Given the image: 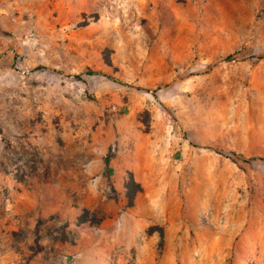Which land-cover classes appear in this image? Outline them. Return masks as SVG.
<instances>
[{"label":"rangeland","instance_id":"374dc122","mask_svg":"<svg viewBox=\"0 0 264 264\" xmlns=\"http://www.w3.org/2000/svg\"><path fill=\"white\" fill-rule=\"evenodd\" d=\"M0 264H264V0H0Z\"/></svg>","mask_w":264,"mask_h":264},{"label":"trees","instance_id":"16d2710c","mask_svg":"<svg viewBox=\"0 0 264 264\" xmlns=\"http://www.w3.org/2000/svg\"><path fill=\"white\" fill-rule=\"evenodd\" d=\"M229 57L230 56H228V58ZM85 74L86 75H90V76L91 75H101V76H104V77H106L107 79H109V80H111L113 82H116L118 84L124 85L123 82H120L119 80L113 78L112 76L103 74V73H101L99 71L88 70V71H86ZM76 77H79V75H77ZM111 159H112V155L111 154H107L105 156V158H104V173H105L106 178L108 179V185L110 187V190L113 193L114 192V188H113V185H112V183L110 181V177L112 175V168L110 166ZM240 159L243 162H250V161L255 160V158L246 159V158H242V157ZM125 188H126V196H127L128 202L132 203V200L134 198V194L138 190V186L135 184V182L130 177L129 180L127 181V183H126Z\"/></svg>","mask_w":264,"mask_h":264}]
</instances>
